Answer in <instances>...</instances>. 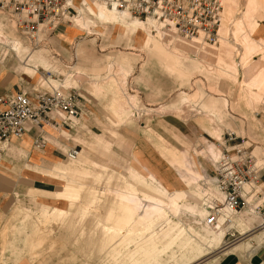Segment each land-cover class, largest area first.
Returning a JSON list of instances; mask_svg holds the SVG:
<instances>
[{
	"label": "rangeland",
	"instance_id": "1",
	"mask_svg": "<svg viewBox=\"0 0 264 264\" xmlns=\"http://www.w3.org/2000/svg\"><path fill=\"white\" fill-rule=\"evenodd\" d=\"M87 1L93 8L100 7V10L107 11V15L114 22L134 23L139 30L131 34L124 26H115L110 20L99 21L90 12L83 11L82 20L88 25L87 30H77L78 22H74L76 16H73L69 23L60 26L62 33L54 32L53 36L43 37V44L33 48L29 42L19 37L14 24L0 15L7 32L13 31V37L23 41L28 50L45 48L57 59L53 63V69L45 71L40 67L38 72L34 73L23 65L10 41L0 44V49L3 46L9 49L4 58L0 57V93L6 92V88L11 92L25 89L27 93H33L34 89L51 91L73 88L76 91L77 107L84 106L90 113L85 115L81 112L77 128H73L69 123L72 129L63 131L71 136L78 132L77 136L70 139L60 137L62 142H59L56 137H48L53 133L49 129L47 133L44 130L33 132V138L41 135L47 142L46 145L58 149L59 154H56L52 161L59 162L54 163L59 168H72L76 163L82 165L85 159L102 164L109 163L105 157L98 154L95 137H99L112 144L111 149L117 155V162L120 158H125L139 171L140 164L146 171L156 173L172 189L187 192L198 189L203 194L211 192L217 195L214 200H218V192L211 186L206 188L204 177L212 175L222 150L242 146L258 157L261 150L257 147L264 148V0H221L224 12L219 41L209 45L197 37L194 38L200 43L199 52L204 50L208 54L211 53L208 61L194 54L197 49L187 44L186 40L193 38L176 37L171 33L163 38L161 24L149 27L147 32L143 24L129 18L128 13L118 15L110 9L105 10L100 4L97 6L94 0ZM76 5V8L84 10V7ZM165 30L169 31L167 27ZM79 44L82 47L77 51ZM193 44L196 45L197 42ZM153 46L154 50L163 51L172 57L171 63L165 61V56L158 58V62L153 57L154 51H150ZM166 62L171 68H167L168 72L171 71L170 74L164 71L165 64H161ZM40 75L45 80L41 83L38 82ZM120 99H124L126 103L123 111L116 108ZM215 101L218 103L215 109L204 108ZM223 101L227 102V106L221 108ZM160 107L163 108L159 109ZM219 110L223 113H218ZM158 111L165 115L159 116ZM46 127L48 128L47 125ZM116 134L132 140L131 157L126 156L116 145L111 136ZM31 141L26 144V151V147L42 150L33 148ZM7 145L8 148L14 146L9 143ZM73 148L80 156L75 162H70L64 154ZM167 150L173 151L181 158L186 166L184 170H180L178 164L169 160ZM5 154L6 149H0L1 160L5 159ZM230 154L234 155L235 151ZM25 158L26 155L5 160L6 163L12 162V172L17 174L19 161ZM21 165L23 168L25 165L29 168L35 167V164ZM187 170L192 172V175L190 172L186 174L190 179L189 186L179 179L181 173H186L184 171ZM195 175L199 177L196 178ZM29 176L28 181L20 180L25 188L22 193L16 195L14 204L23 210L17 215L13 211L0 216V234L3 232L1 229H5L8 224L16 223L18 217L25 218L28 210L40 209L41 204L67 208V203L63 200H35L28 195L34 185L59 191L66 182L64 178L50 172L49 175L43 176L30 171ZM258 189H262V186ZM203 201L200 200L202 208ZM177 216L194 231L206 228L216 232L204 225L207 211L200 215L198 212L181 209ZM261 231L262 227L253 226L246 234L236 233L239 235L235 239L227 237L219 248L190 264H224L231 256L243 264H261L258 253L260 249L264 250V247H258L254 241L246 242L249 250L257 255L252 262L247 255L223 254ZM164 236H159L160 242ZM45 239V242L36 245L45 249L54 245L53 243H61L56 234L53 240ZM76 251L83 252L78 248ZM83 254H86V251ZM3 256L4 254L0 255V264ZM22 257L27 258L31 264H42L51 256L41 252L33 256L23 253ZM4 259L5 263L10 262L9 258ZM90 259V264H99L97 258Z\"/></svg>",
	"mask_w": 264,
	"mask_h": 264
},
{
	"label": "crops",
	"instance_id": "2",
	"mask_svg": "<svg viewBox=\"0 0 264 264\" xmlns=\"http://www.w3.org/2000/svg\"><path fill=\"white\" fill-rule=\"evenodd\" d=\"M99 8H93L90 2L85 0L84 10H82L90 12L99 21L110 20L115 23V26H124V29L127 28L131 34L139 30L134 23L114 22L107 15V11H102ZM104 8L106 10L105 6ZM76 21L79 26L77 30L88 29L85 21ZM62 27H59L55 34L62 33ZM6 41L11 42L12 49L21 57V62L27 70L36 73L40 67L45 71L53 69V63L57 59L48 49L28 50L23 41L13 37V31L7 32L6 25L0 20V44L6 43ZM81 47L82 45L79 44L77 51ZM154 49L153 46L150 51H154L153 57L158 62H160L158 58L165 56V61L171 63L172 57L163 51ZM167 62L161 64H165L164 71L170 74L171 71L167 70L170 68L167 66ZM42 81L45 80L40 75L38 82ZM5 91L11 92L7 88ZM23 91L26 90L23 89ZM125 105L124 99H120L116 103V108L123 111ZM217 105L218 103L215 101L204 108L213 110ZM226 106L227 102L223 101L220 107ZM78 108L85 115L90 113L84 106H78ZM218 113L223 112L219 110ZM158 114L159 116L165 115L162 111H158ZM79 119L80 117L78 119L71 118L70 122L66 123L77 128ZM46 125H42V130L46 133L47 129L53 131L48 137L50 139L56 137L59 142H62L60 137L70 139L78 135V132L72 136L69 135L65 131L68 132L72 128L60 123L56 124L55 129L50 125H47V128ZM34 130L28 126L19 139H11L9 142L0 144V149H6L5 159L7 160L11 157L18 159L26 155L25 159L19 161L20 168L17 174L12 172L11 161L6 163L5 159H0V163H2L0 164V216H5L13 211L17 215L19 211L23 210L22 207L14 204L16 195L22 193L25 188L20 180L28 181L30 171L43 176L49 175V172L50 174L55 173L64 178L66 182L59 191L54 188L49 190L47 187L32 183L34 189L29 190L28 195L35 200L36 198H47L55 202L63 200L67 203V208L60 209L39 203L41 204L40 209L28 210L25 218L18 217L16 223L8 224L5 229H1L3 232L0 234V255L4 254L3 257L9 258L10 261L5 263L3 258L1 259L2 264H31L27 258L22 257L23 253L33 256L41 254V252H46L51 256L42 264H90L89 262L92 260L90 258L94 257L97 258L96 261L99 264H190L199 257L219 248L222 241L227 239V233L223 239L222 234L206 228L194 231L183 224L177 216L181 209L198 212L200 215L204 214L207 211L208 203L212 202L217 195L215 196L211 192L203 194L198 189L193 192L172 189L156 173L146 171L140 164L141 170L139 171L131 166L125 158H120V161L117 162L115 159L117 155L111 149L112 144L99 137H95L99 148L98 154L105 157L109 163L102 164L85 159L82 165L76 163L72 168H59L54 165L59 162L52 161L56 154H59L56 147L46 145L41 151L27 147V151L24 149L26 144L32 140ZM42 130L40 132H43ZM111 136L125 155L131 157L132 140L121 134ZM8 143L14 146L8 148ZM262 145L264 146V143ZM166 153L171 162L178 164L180 170L186 168L176 153L169 150ZM21 164H35V167L29 168L25 165L23 168ZM184 172L186 173H181L179 179L189 186L190 179L186 174L190 171ZM195 177L199 176L195 175ZM259 184L262 189L256 202L252 198L255 186L247 184L242 194L248 205L259 203V213H264V171L260 174ZM44 194H48V196H43ZM204 197L206 200L203 199ZM202 199L204 200L203 208L200 207ZM244 208L235 218V228H233V231L240 234L248 233L253 226L261 228L259 225L260 215L250 214ZM54 234L61 240V243H53L54 245L45 249L36 245L45 242L47 240L45 238L53 240ZM161 235L165 236L160 242L159 236ZM250 241L256 242L258 247L263 248L264 232L252 235L250 239L232 247L223 254L247 255L252 262L257 255L254 251L249 250L246 242L250 243ZM76 248L83 252L86 251V254L77 252ZM258 254L261 264H264V250L260 249ZM230 258L225 262L226 264H243L233 256Z\"/></svg>",
	"mask_w": 264,
	"mask_h": 264
},
{
	"label": "built area",
	"instance_id": "3",
	"mask_svg": "<svg viewBox=\"0 0 264 264\" xmlns=\"http://www.w3.org/2000/svg\"><path fill=\"white\" fill-rule=\"evenodd\" d=\"M73 1V0H72ZM77 6L83 0H76ZM113 8L126 10L129 15L139 19L152 17L163 26L174 29L183 35L201 32L204 38L214 43L217 39L220 22V0H106ZM0 13H4L12 22L17 33L33 45L41 43L40 33L49 35L56 32L58 26L70 22V17L77 11L71 0H0ZM37 36L38 41L35 39ZM76 91L72 89H53L51 91L33 90L27 93L22 89L0 94V143L20 138L25 132V124L50 125L55 129L57 123L70 126L71 117H80L77 107ZM54 114V115H53ZM35 149L44 147V140L38 135L31 141ZM75 148L64 155L73 158ZM235 154L221 157L214 169L212 183L219 193L223 194L222 202L212 201L208 206L205 224L216 230L226 225L229 220L225 212L237 213L245 202L241 197V186L246 182L255 181L252 170L253 162L249 156ZM206 200V198H203ZM260 207H255L259 211ZM264 217V213L261 212ZM221 218L220 225L217 224ZM229 228L228 230H230ZM237 236V235H236ZM234 232L228 237L235 239Z\"/></svg>",
	"mask_w": 264,
	"mask_h": 264
},
{
	"label": "bare ground",
	"instance_id": "4",
	"mask_svg": "<svg viewBox=\"0 0 264 264\" xmlns=\"http://www.w3.org/2000/svg\"><path fill=\"white\" fill-rule=\"evenodd\" d=\"M96 3H99L100 5H103V6H105L107 9H110V10H112V11H114L115 13H118V15L120 14V15H124L125 13L124 12H126V13H128L126 10H120V9H116V8H113V6H112V4L111 3H109L108 1H106V0H94ZM84 2H85V0H83V3H82V5H79V7H84ZM221 0H220V5H221ZM75 4H77V1L76 0H71V5L73 6V8H75L76 9V11H77V14H76V17H75V19H73L74 20V22H77L76 20H82V18H83V10L82 9H78V8H76L75 7ZM77 6V5H76ZM222 12H224V5H223V8L221 7V10H220V22H219V27H218V34H217V39H216V41L214 42V43H211V42H209V41H207L205 38H204V35L201 33V32H197V33H194V34H191V35H183V34H180V33H178L175 29H174V27L173 28H171V29H169V31H166L165 30V27L163 26V33L161 34L162 36H163V38H165V36H167L169 33H171V35H173V36H176V37H182V38H186V39H188V38H193V39H191V40H186V39H184V40H186V42H187V44L189 45V46H191V47H194L195 49H197L196 51H195V53L194 54H197V55H199L201 58H202V60H206V61H208V57H209V54H211V53H207V51H201V52H199V50H198V47L200 46V43H199V41H198V39H194L195 37H197V38H199V39H201L204 43H206V44H209V45H212V44H215L217 41H219V38H220V34H219V32H220V29L222 28ZM0 15H3L6 19H8L7 18V16L4 14V13H0ZM117 15V14H116ZM129 15V14H128ZM73 17V16H72ZM71 18V17H70ZM69 18V19H70ZM129 18H132V19H134V20H137V21H139L141 24H143V26L145 27V30H147V32H148V29H149V27H156V24H159L157 21H155L152 17H149V16H147L145 19H139V18H137V17H133V16H131V15H129ZM162 25V24H161ZM58 27H60V26H58ZM57 27V28H58ZM57 28H56V30H57ZM55 30V31H56ZM44 33H40L39 35H38V38H40L41 39V43H39L38 45H33V43L31 42V41H29V44H31L32 45V47L33 48H37V47H40L41 46V44H43L42 43V38L43 37H45V36H48V35H43ZM53 34H54V32H52V33H50L49 34V36H53ZM19 37H21L20 35H19ZM22 38V37H21ZM24 39V38H23ZM37 41H38V39H37V36H36V38H35ZM27 41V40H26ZM197 42V44L196 45H194L193 44V42ZM28 42V41H27ZM1 52H0V57L1 58H4V56H6V54H7V50H9V49H7V47H5V46H3L1 49ZM3 50H5V51H3ZM54 115V114H53ZM71 118H77V117H71ZM71 118H69V121H70V119ZM25 129H26V127H28V126H30L31 127V130L32 129H35V130H38V131H41L42 130V125H39V126H34V125H32V124H29V122L28 123H26L25 125ZM44 126H45V124H44ZM25 133V132H24ZM41 138H42V136L41 135H39ZM19 139V138H18ZM43 139V138H42ZM44 140V139H43ZM10 140H8V141H6V142H9ZM2 143V142H1ZM0 143V144H1ZM44 143H45V145H44V147L46 146V141L44 140ZM43 147V148H44ZM43 148H41V149H43ZM258 149H260L261 147H257ZM233 149H237L238 150V152H239V154H243L244 156H249L250 158H249V160L251 161V162H253V166H252V170H253V172H254V175H255V179H256V182L255 181H251V182H246V183H244V184H242V186H241V197H242V199H243V201L245 202V205H243L242 207H241V209H240V211L244 208V209H246L250 214H253V215H255L256 216V214L257 215H260V217H261V220H260V218H259V220H260V223H259V225L263 228V231H261V232H264V217L262 216V214L261 213H259V211H256L255 210V207H260V204L259 203H254V205H252V206H250V205H248V203L244 200V195L242 194L243 193V190H244V187L247 185V184H251V185H253V186H255V188L257 189V190H255L254 189V192L252 193V198H253V200L256 202V199L257 198H259L260 197V191H261V189H258V187H261V185L259 184V177H260V174H261V172L262 171H264V148H261L260 150H261V152H260V154H259V156L258 157H256V155L255 154H253L252 152H249L247 149H245L244 147H242V146H236V147H234V148H232V149H223L222 150V153H221V155H220V157H219V159L221 158V157H230V156H232L231 154H230V152L233 150ZM71 150V149H70ZM76 150V149H75ZM69 151V150H68ZM76 152V155L73 157V158H68L69 160H70V162H75L76 160H78V158H79V156H80V154L78 153V151L76 150L75 151ZM67 154V153H66ZM259 158V159H258ZM219 159H218V161H219ZM260 160V161H259ZM217 161V162H218ZM217 162L215 163V167H216V164H217ZM215 169V168H214ZM213 174H214V171H213V173H212V175H206L204 178H205V180H204V185H206V188L208 187V186H211V187H213V188H215V186H214V184L212 183V179L214 180V177H213ZM216 189V188H215ZM217 191V190H216ZM218 192V194H219V197H218V200H213V201H217V202H222V198H223V194L220 192L219 193V191H217ZM210 205H212L211 204V202L210 203H208V205H207V208H208V206H210ZM240 211H238L237 213H235V214H233V213H228V212H225V214H224V216L225 217H227L228 218V220H229V222L226 224V225H228V226H219V227H217L216 228V230H214L212 227H209V226H207V224H205V220H206V217H205V220H204V225L207 227V228H210V229H212V230H214V231H216L217 233H219V234H222L223 235V239H224V236H225V233H227V237H228V233H230L229 231H232V232H234L235 233V236L237 235L236 234V232L235 231H233V228H235V218L237 217V215H238V213L240 212ZM209 212H208V210H207V214H208ZM220 222H221V218H218V220H217V224L216 225H220ZM229 228H231L230 230H228ZM240 234V233H239ZM238 234V235H239ZM237 235V236H238Z\"/></svg>",
	"mask_w": 264,
	"mask_h": 264
}]
</instances>
